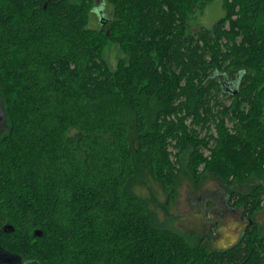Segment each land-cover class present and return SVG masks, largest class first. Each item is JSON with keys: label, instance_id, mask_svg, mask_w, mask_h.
<instances>
[{"label": "trees", "instance_id": "1", "mask_svg": "<svg viewBox=\"0 0 264 264\" xmlns=\"http://www.w3.org/2000/svg\"><path fill=\"white\" fill-rule=\"evenodd\" d=\"M105 1L97 30L91 0H0V245L23 264H264V0H219L195 30L214 0ZM181 174L221 181L236 244L156 223L137 190L171 204Z\"/></svg>", "mask_w": 264, "mask_h": 264}, {"label": "rangeland", "instance_id": "2", "mask_svg": "<svg viewBox=\"0 0 264 264\" xmlns=\"http://www.w3.org/2000/svg\"><path fill=\"white\" fill-rule=\"evenodd\" d=\"M91 2L90 28L98 30L105 26L106 22L101 26V21L112 18V8L105 0ZM222 15L221 2L214 0L209 2L201 13L195 15L189 26L192 30L198 27L210 29ZM120 56L121 53L115 45L108 46L104 52L111 69H114ZM224 101L229 103L227 98H224ZM228 126L230 127V123ZM4 130L5 125L2 124L0 131ZM256 182H258L256 178H251L248 182L236 183L233 188L240 193H247ZM224 191V185L213 175H208L200 190L196 191L190 179L184 174L179 176L177 195L171 204H166V195L159 185L151 180H147L145 186L137 190L147 199L159 226L182 234L192 244L204 239L210 251L224 250L236 244L247 225V220L241 218L239 211L222 209L220 197ZM253 219L259 226L263 225L264 197L262 208Z\"/></svg>", "mask_w": 264, "mask_h": 264}, {"label": "water", "instance_id": "3", "mask_svg": "<svg viewBox=\"0 0 264 264\" xmlns=\"http://www.w3.org/2000/svg\"><path fill=\"white\" fill-rule=\"evenodd\" d=\"M1 117L3 118L0 107V120L2 119ZM0 264H21V258L18 255L12 254L0 247Z\"/></svg>", "mask_w": 264, "mask_h": 264}, {"label": "flooded vegetation", "instance_id": "4", "mask_svg": "<svg viewBox=\"0 0 264 264\" xmlns=\"http://www.w3.org/2000/svg\"><path fill=\"white\" fill-rule=\"evenodd\" d=\"M2 118V117H1ZM2 122H3V118L0 120V126L2 125ZM0 247L1 248H3L1 245H0ZM4 250H6L5 248H3ZM7 251V250H6ZM9 252V251H8ZM11 253V252H10ZM12 254H14V253H12ZM15 255H17V254H15ZM20 257V256H19ZM21 258V257H20ZM21 264H23L22 263V259H21Z\"/></svg>", "mask_w": 264, "mask_h": 264}]
</instances>
